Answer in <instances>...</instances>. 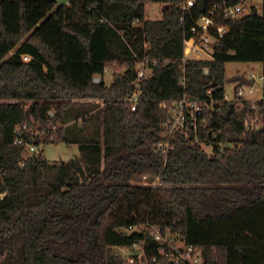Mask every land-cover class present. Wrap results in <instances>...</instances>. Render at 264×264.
<instances>
[{
  "label": "trees",
  "instance_id": "1",
  "mask_svg": "<svg viewBox=\"0 0 264 264\" xmlns=\"http://www.w3.org/2000/svg\"><path fill=\"white\" fill-rule=\"evenodd\" d=\"M149 2L167 4L161 18L147 17ZM183 2L0 0V264H141L113 248L141 239L124 229L147 220L182 233L207 264H264V123L246 131L250 101L238 109L225 99L228 62L264 64V0L262 11L217 18L229 30L211 48L213 59L189 62L186 85L185 39L196 40L190 27L214 1ZM147 56L158 61L133 108L125 96L138 59ZM115 61L126 74L110 85L95 82ZM262 76L264 87V68ZM185 93L224 100L200 133L205 140L210 132L211 153L181 133L171 137L169 152L159 147L170 118L161 103ZM86 99L104 101V126L78 139L70 117L76 109L78 118L91 119ZM258 104L264 113V100ZM49 121L63 124L54 143L76 142L80 154L59 163L44 152L23 156L15 126ZM155 181L162 185L143 184ZM147 241V252L157 253L152 237Z\"/></svg>",
  "mask_w": 264,
  "mask_h": 264
},
{
  "label": "built area",
  "instance_id": "2",
  "mask_svg": "<svg viewBox=\"0 0 264 264\" xmlns=\"http://www.w3.org/2000/svg\"><path fill=\"white\" fill-rule=\"evenodd\" d=\"M213 6L207 14L200 16L196 22L190 27L191 34L196 37L195 41L185 39L184 55L180 58L181 64V77L180 83L186 85L188 81V64L194 59H213L214 54L211 52V48L214 46L218 37L224 36L229 27L226 25L217 24V18L224 16L226 18H238L242 15L249 13L257 8L258 4H249V0H213ZM70 2V1H69ZM68 2V3H69ZM195 0H184L183 7L189 8L194 4ZM181 21H185V17H181ZM135 24L140 23V19L137 18L134 21ZM215 30V32L212 31ZM157 58L143 57L139 58L136 65V77L132 80L134 89L131 93L125 96V100H129L133 103V108L136 107L139 100L142 97L141 81L148 77L152 73L151 63H157ZM170 62V59L166 60ZM107 65L103 72L94 75V81L97 83H106L111 79L113 82L116 79L117 74H126L125 67L123 70H118L120 64L119 61ZM205 73L209 72V68H204ZM254 78V74L248 76ZM263 78V76H261ZM109 85V84H108ZM255 90V84H239L236 85V95L234 97L237 100V108H244V101L247 99V94L253 93ZM212 94V91H208ZM225 99H229L226 94ZM87 101L102 102V108L104 107V101L100 99H86ZM224 100L207 97L203 99L191 98L188 94H184L183 97L174 100H166L161 103L162 107L169 109V120L165 122V133L163 140L159 143V147L164 152H169L174 148V144L171 143V137L176 133L184 135L195 136L196 141L205 148L214 149L213 141H210V132H207L205 140H202L200 133L205 132L209 127L210 112H221L223 110ZM252 110L247 111L245 114V127L246 131L257 129L262 126L261 113L255 103H250ZM50 116L53 117L55 112L51 110ZM63 126L60 122L49 121L46 124H41L35 128L31 127L29 123H19L15 126L14 136L15 143L23 145V156L28 158L30 156L39 155L44 152L45 146L54 142L58 137V132ZM217 134L214 135V138ZM226 145L220 143V150L224 149ZM153 186L162 185L161 182ZM147 185L148 182L143 183ZM149 186V185H147ZM127 233L139 232L143 234V237L136 241L133 245L127 247L129 254L126 257L128 261H139L141 264H207L203 250L194 244L187 241L182 233L179 231H173L169 228H164L160 224L152 221H138L129 224L124 229ZM152 237L157 246V253L150 255L147 252V238Z\"/></svg>",
  "mask_w": 264,
  "mask_h": 264
},
{
  "label": "rangeland",
  "instance_id": "3",
  "mask_svg": "<svg viewBox=\"0 0 264 264\" xmlns=\"http://www.w3.org/2000/svg\"><path fill=\"white\" fill-rule=\"evenodd\" d=\"M70 0H58L59 3H68ZM257 3V8L259 11H262V0H249V4ZM166 3L163 2H149L146 4V14L150 19H159L163 15L164 7ZM114 66V65H111ZM125 66H118V70H123ZM264 64L261 61L254 62H243V61H230L226 66V84L225 89L226 93L229 97V101L233 103V106H237V100L234 99L236 95V85H238L239 78L241 76H251L254 74L255 82V90L253 93L247 94V99L250 103H255L258 107V110L261 111V107L259 106V101L264 100V87H263V73ZM112 80L108 79L107 84H112ZM87 101V100H86ZM24 102V101H23ZM30 103L31 101H26ZM89 104L85 106V109H89L88 115L91 116V119L87 122L83 121L82 116L79 118L75 113H78L76 109H74L70 117L71 126L74 127L75 135L78 139H85L86 137H94L97 132L103 130V119L104 113L102 108V102L97 101H88ZM82 108V109H84ZM78 121V124H76ZM261 121L264 123V113L261 112ZM262 123V124H263ZM205 149L211 153L213 149L205 146ZM80 154V148L78 143L76 142H66L62 141L60 143H49L45 146L44 155L49 159L52 163H59L62 160H68L71 157ZM155 184H159L157 181L148 183L147 187H151ZM113 251L123 258H126L129 254V249L126 247H114Z\"/></svg>",
  "mask_w": 264,
  "mask_h": 264
},
{
  "label": "water",
  "instance_id": "4",
  "mask_svg": "<svg viewBox=\"0 0 264 264\" xmlns=\"http://www.w3.org/2000/svg\"><path fill=\"white\" fill-rule=\"evenodd\" d=\"M256 82L255 78H249L247 76H241L239 79V84H249V85H254ZM5 253V247L1 246L0 247V254Z\"/></svg>",
  "mask_w": 264,
  "mask_h": 264
},
{
  "label": "bare ground",
  "instance_id": "5",
  "mask_svg": "<svg viewBox=\"0 0 264 264\" xmlns=\"http://www.w3.org/2000/svg\"><path fill=\"white\" fill-rule=\"evenodd\" d=\"M245 135V134H244ZM135 243V242H134Z\"/></svg>",
  "mask_w": 264,
  "mask_h": 264
}]
</instances>
